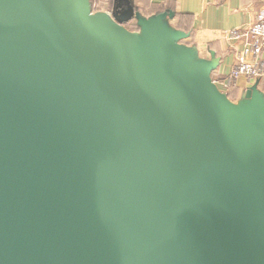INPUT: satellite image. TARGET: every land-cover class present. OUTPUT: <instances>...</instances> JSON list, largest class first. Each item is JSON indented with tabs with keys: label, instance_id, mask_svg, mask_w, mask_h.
<instances>
[{
	"label": "water",
	"instance_id": "water-1",
	"mask_svg": "<svg viewBox=\"0 0 264 264\" xmlns=\"http://www.w3.org/2000/svg\"><path fill=\"white\" fill-rule=\"evenodd\" d=\"M125 2L0 0V264H264V96Z\"/></svg>",
	"mask_w": 264,
	"mask_h": 264
},
{
	"label": "crops",
	"instance_id": "crops-1",
	"mask_svg": "<svg viewBox=\"0 0 264 264\" xmlns=\"http://www.w3.org/2000/svg\"><path fill=\"white\" fill-rule=\"evenodd\" d=\"M88 1L90 7L97 5L96 9L101 11L115 8L123 10L126 7L125 0ZM128 1L135 12L146 18L166 13L164 22L172 29L185 33L186 42L193 44L201 52L202 59L210 60L213 52L218 62L211 71L216 76V78L212 76V79L213 77L217 79L219 84L236 65L237 52L250 41L246 29L254 21L256 13L264 8V0ZM233 31L240 34L233 36L228 34ZM261 58L264 59V51ZM252 86L264 94V76L260 78L239 76L232 82L229 88L231 92L228 90L225 94L231 101L235 99L233 102H238Z\"/></svg>",
	"mask_w": 264,
	"mask_h": 264
},
{
	"label": "built area",
	"instance_id": "built-area-1",
	"mask_svg": "<svg viewBox=\"0 0 264 264\" xmlns=\"http://www.w3.org/2000/svg\"><path fill=\"white\" fill-rule=\"evenodd\" d=\"M249 31L250 44L244 51L245 57H238V63L227 76L228 79L220 82L224 88L241 75L246 78H258L264 72V59L261 58L264 51V9L257 14ZM247 56H250V59Z\"/></svg>",
	"mask_w": 264,
	"mask_h": 264
},
{
	"label": "rangeland",
	"instance_id": "rangeland-1",
	"mask_svg": "<svg viewBox=\"0 0 264 264\" xmlns=\"http://www.w3.org/2000/svg\"><path fill=\"white\" fill-rule=\"evenodd\" d=\"M96 6L97 5H95L94 7H91L92 8V10H91V12L92 13H97V12H99V13H111V10L109 9V10H102L101 11V9H96ZM264 8H262V9H260L257 13H256V15H255V18H254V21L256 20V16H257V14L260 12V11H262ZM141 14V13H140ZM254 21L248 26V28L246 29L247 30V33L249 34V30H250V27L252 26V24L254 23ZM125 28L127 29V30H129V31H132V32H139V27H138V25H137V22H136V19L135 18H132L130 21H128L125 25ZM233 33V34H232ZM229 35H239L240 33H238V32H230V33H228ZM250 36V35H249ZM187 41V39L186 38H183V39H180L179 40V43L180 44H182V45H184V46H186V47H188V48H190V49H192L193 50V52H194V54H195V57L196 58H198V59H202L203 57H202V54H201V52H199V50H197L196 48H195V46L193 45V44H191V43H188V42H186ZM250 42V41H249ZM247 43L245 46H243L238 52H237V54H236V59H237V63H238V57H242V56H244L245 57V49H246V47L250 44V43ZM248 57V59H250V56H247ZM236 63V64H237ZM236 66V65H235ZM234 66V67H235ZM233 70V69H232ZM212 76H214V74H212V72H211V78H212ZM241 76H243V75H241ZM262 76H264V72L262 73V74H260V76L258 77V78H260V77H262ZM215 78H216V76H214ZM214 77H213V81H214V83L216 84V86L219 88V90L220 91H222V92H226V91H228L229 90V88H230V86L232 85V82L235 80H232L231 81V83L228 85V87H226V88H224L222 85H221V83L219 84V81L217 80V79H214ZM238 78V77H237ZM225 79H228V77H226ZM218 84V85H217ZM229 92H231L230 90H229ZM263 96H264V94H262ZM233 97V96H232ZM233 101H236L235 99H233ZM235 103H237V102H235Z\"/></svg>",
	"mask_w": 264,
	"mask_h": 264
}]
</instances>
